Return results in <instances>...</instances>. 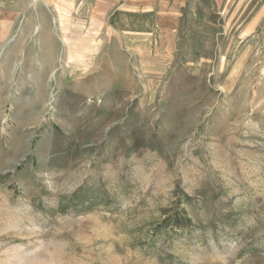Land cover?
Wrapping results in <instances>:
<instances>
[{
    "label": "rangeland",
    "instance_id": "374dc122",
    "mask_svg": "<svg viewBox=\"0 0 264 264\" xmlns=\"http://www.w3.org/2000/svg\"><path fill=\"white\" fill-rule=\"evenodd\" d=\"M256 10L0 1V264H264Z\"/></svg>",
    "mask_w": 264,
    "mask_h": 264
},
{
    "label": "crops",
    "instance_id": "0c3cea01",
    "mask_svg": "<svg viewBox=\"0 0 264 264\" xmlns=\"http://www.w3.org/2000/svg\"><path fill=\"white\" fill-rule=\"evenodd\" d=\"M256 4L257 12L252 18V24H259L264 19V0H252ZM120 10L147 13L152 9L153 0H117Z\"/></svg>",
    "mask_w": 264,
    "mask_h": 264
},
{
    "label": "built area",
    "instance_id": "2783aa9c",
    "mask_svg": "<svg viewBox=\"0 0 264 264\" xmlns=\"http://www.w3.org/2000/svg\"><path fill=\"white\" fill-rule=\"evenodd\" d=\"M0 1H2V0H0Z\"/></svg>",
    "mask_w": 264,
    "mask_h": 264
}]
</instances>
